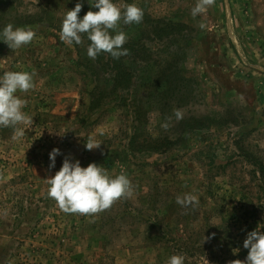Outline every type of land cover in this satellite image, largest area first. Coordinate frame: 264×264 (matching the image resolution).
Wrapping results in <instances>:
<instances>
[{"label": "rangeland", "instance_id": "374dc122", "mask_svg": "<svg viewBox=\"0 0 264 264\" xmlns=\"http://www.w3.org/2000/svg\"><path fill=\"white\" fill-rule=\"evenodd\" d=\"M78 2L81 18L98 11L88 0H0V30L36 33L15 50L0 42V75L35 74L34 87L17 93L33 118L18 125L25 135L0 127V264L245 261L247 233L264 230V0H214L195 18L197 0H114L143 10L140 23L119 22L133 84L115 92L100 63L110 54L89 58L86 34L79 45L60 41ZM100 90L110 94L91 109ZM90 136L98 148H85ZM53 148L62 155L49 170ZM65 157L113 176L125 170L132 195L97 213L65 212L46 181ZM187 193L195 207L176 203Z\"/></svg>", "mask_w": 264, "mask_h": 264}, {"label": "clouds", "instance_id": "9594fccd", "mask_svg": "<svg viewBox=\"0 0 264 264\" xmlns=\"http://www.w3.org/2000/svg\"><path fill=\"white\" fill-rule=\"evenodd\" d=\"M90 8L81 18L83 3H76L62 18L59 30L60 41L68 46L79 45L81 34H86L90 41L87 56L96 59L102 52L119 59L128 54L123 45L127 41L126 34L119 30V22L124 24L140 23L143 19V10L135 3L117 6L114 0H88ZM214 0H197L191 9L195 18L212 6ZM204 27V25H201ZM111 30V31H110ZM35 31L31 27H14L6 25L0 30V42H4L12 50L27 45L35 38ZM34 73L27 71H8L0 75V127H11L14 138L23 137L25 130L18 127L20 124H32L30 117L23 109L27 100L22 99L18 92H28L34 87ZM177 120L183 118L180 109L174 113ZM162 127L167 128L165 123ZM151 131V128H149ZM101 144L94 137H88L85 148L92 150ZM62 155L59 148H53L49 153V170L56 167V157ZM48 183V196L54 199L65 212L90 214L103 211L122 198L132 195V182L125 170L115 176L95 162L82 166L78 159L65 157L62 166L54 176L46 179ZM176 203L182 207H195L198 197L191 193L178 196ZM243 248L248 250L245 261L239 264H264V230L258 227L247 233L243 241ZM167 264H184L183 255L173 254L168 258Z\"/></svg>", "mask_w": 264, "mask_h": 264}, {"label": "trees", "instance_id": "16d2710c", "mask_svg": "<svg viewBox=\"0 0 264 264\" xmlns=\"http://www.w3.org/2000/svg\"><path fill=\"white\" fill-rule=\"evenodd\" d=\"M129 44H126V46ZM101 60V56L98 57V61ZM102 64V68L106 71V72H110V73H114L113 77H114V88L111 89L112 92L117 91L120 88H123L124 90H129V88L131 87V85L133 84V81L131 79V75L130 72L127 71V69L125 68V65L123 63L122 58L119 59H115V58H110L109 60L102 61L100 62ZM88 68H90V65H87ZM91 70V69H90ZM98 91V90H96ZM110 93L108 91L105 90H100L98 95L97 93H93L92 95V99L90 101V108L94 109L96 107L101 106L105 100L107 99V96ZM97 95V96H96ZM150 147V149H154V150H160L161 148H165L169 146V141L165 140L162 142H157L154 144H150V145H143V147Z\"/></svg>", "mask_w": 264, "mask_h": 264}]
</instances>
